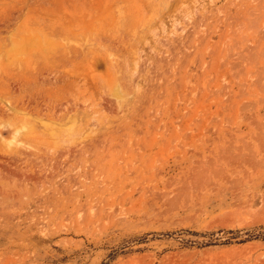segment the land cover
I'll return each mask as SVG.
<instances>
[{
  "label": "rangeland",
  "instance_id": "rangeland-1",
  "mask_svg": "<svg viewBox=\"0 0 264 264\" xmlns=\"http://www.w3.org/2000/svg\"><path fill=\"white\" fill-rule=\"evenodd\" d=\"M0 264H264V0H0Z\"/></svg>",
  "mask_w": 264,
  "mask_h": 264
},
{
  "label": "bare ground",
  "instance_id": "bare-ground-1",
  "mask_svg": "<svg viewBox=\"0 0 264 264\" xmlns=\"http://www.w3.org/2000/svg\"><path fill=\"white\" fill-rule=\"evenodd\" d=\"M87 31V30H86ZM57 69V68H56ZM50 76V75H49ZM53 77V76H52ZM43 81V80H42ZM58 120V119H57Z\"/></svg>",
  "mask_w": 264,
  "mask_h": 264
}]
</instances>
